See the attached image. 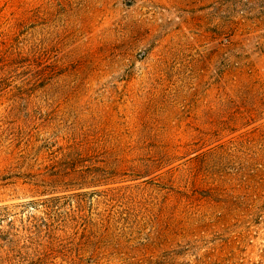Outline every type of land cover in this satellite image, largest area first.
Listing matches in <instances>:
<instances>
[{
  "label": "rangeland",
  "instance_id": "obj_1",
  "mask_svg": "<svg viewBox=\"0 0 264 264\" xmlns=\"http://www.w3.org/2000/svg\"><path fill=\"white\" fill-rule=\"evenodd\" d=\"M0 264H264V0H0Z\"/></svg>",
  "mask_w": 264,
  "mask_h": 264
}]
</instances>
